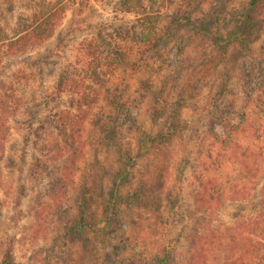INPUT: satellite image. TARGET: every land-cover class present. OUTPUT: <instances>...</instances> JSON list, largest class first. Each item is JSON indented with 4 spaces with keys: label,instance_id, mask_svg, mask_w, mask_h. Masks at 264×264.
I'll list each match as a JSON object with an SVG mask.
<instances>
[{
    "label": "rangeland",
    "instance_id": "obj_1",
    "mask_svg": "<svg viewBox=\"0 0 264 264\" xmlns=\"http://www.w3.org/2000/svg\"><path fill=\"white\" fill-rule=\"evenodd\" d=\"M35 1L0 0V38L12 35L17 15L34 12ZM65 7L54 35L40 47L14 55L0 51V93H11L17 79L15 93L22 98L8 121L0 160V264L5 256L10 264H158L154 255L167 245L174 249L169 264H192V239L204 216L196 190L205 185L210 193L211 180L215 189L223 186L211 213L223 245L214 255L208 252L205 264L227 261L233 257L228 231L255 211L264 164L254 176L238 173L245 168L238 162L221 160L220 166L223 147L213 133L225 136V123L238 121L254 95L253 84L264 81V0H71ZM237 11L250 12L246 51L217 57L219 44L206 43L204 49L188 44L196 27L216 31L218 24L208 25L211 19L220 23ZM228 24L220 32L221 44L229 32L241 30ZM55 46L58 54L46 57ZM92 48L112 60L93 76L98 93L82 120L74 155L72 135L55 129L54 118L62 109L76 114V103L86 110L66 80L90 72ZM210 48L217 51L214 57L181 68L187 56L208 55ZM115 101L129 115L121 112L118 124H106ZM162 104L167 105L158 109ZM28 109L35 117L30 125L24 121ZM163 125H170V133L139 151L137 126L154 132ZM27 131L32 133L24 141ZM240 136L247 144L248 137ZM118 145L130 150L133 165L121 190V220L110 225L103 246L91 232L74 235L66 228L82 203L101 211L102 188L118 168ZM257 149L264 161V133ZM233 185L245 192L244 200L231 198Z\"/></svg>",
    "mask_w": 264,
    "mask_h": 264
},
{
    "label": "trees",
    "instance_id": "obj_2",
    "mask_svg": "<svg viewBox=\"0 0 264 264\" xmlns=\"http://www.w3.org/2000/svg\"><path fill=\"white\" fill-rule=\"evenodd\" d=\"M60 1L61 0L43 2L42 0V4L40 5V1L36 0V9H34V12L31 15L27 17L17 15L16 23L12 27V35L8 38H0V51L4 49L5 53L12 55L22 51L30 53L40 47L44 41L50 39L60 24L58 22L61 21L64 16L66 3L71 0H65L64 4H60ZM62 1L64 2V0ZM10 4L11 9H14L15 5H13V2H10ZM249 13L250 12L244 13L237 11L230 17L224 15L222 16L220 23L217 21L218 17L211 19V22L208 25L218 24V30H211L209 27H206L207 25L196 27L194 32L187 36L188 44H192L196 48L199 44L202 48L206 45L212 47L215 44H219L217 57L219 55H227V53L231 54L233 51H246V24H251V21H247ZM215 21H217V23H215ZM227 22H234L235 26H238L241 30H235L233 33L229 32L225 36L223 44H221L220 32L227 28V25H229ZM86 24L87 26L94 27L91 23ZM143 24L144 23H142V25ZM145 30H148V27H146ZM196 37L198 39H195ZM149 48L152 49L151 46ZM213 49H208V55L205 56H202V52L199 55L195 53L196 55L191 58L187 56V59L184 60L181 68H183V66L186 68L187 65L192 66L193 62H196L198 58L202 61L214 57L216 54L215 52L217 51L214 52ZM58 50V46L53 47L50 51L46 52V57L57 55L59 52ZM98 50L99 52H102L103 49H99L98 47ZM89 55L92 58L86 62V68L90 69V72H85V81L79 76L77 81H75L74 78L66 80L70 83V90L76 91L78 95L77 98H82L86 110L82 109L80 102L73 106L77 111L76 114L71 113L70 111L68 112L67 109H62L55 113L54 118V121L58 123L57 127L55 126V129L59 132H64V134L65 130H69L72 135V145L69 146L74 147V155H77L81 146L77 138L80 136L79 132L82 120L84 119L87 110L93 106V103L96 100H94V94L98 93V86L93 85L97 83L94 77H98L99 72L104 69L105 62L110 63L112 60V57L107 58L106 55H103L102 57L99 55L96 56V50L93 48L88 52V56ZM118 60L123 61V58L118 55ZM201 61H198L196 65ZM17 82V79L11 81V93L6 91L0 93V160L6 145L8 130L10 129L8 121L16 115V112L21 106L22 98L15 93V86L18 85ZM253 85L255 87L254 95L247 100V108L244 110L238 121L233 123L227 121V123H225L224 127H226V132L224 137H218L216 133H213L214 138L217 139L223 147V153H218L217 155V158L220 160L219 165L221 166V160H225V162L233 161V163L238 162L245 167L244 169H237L238 173L244 175V171L242 170H247L252 176L262 169L261 166L264 164V161L261 158V152L257 149L260 134L264 133V81H258ZM79 90H82V92H79ZM41 102L42 101H39L38 104L40 105L44 103V101ZM173 104L174 102H170V105ZM112 105L111 113L106 115L107 121L105 122L106 124L116 125L118 124V118L121 116L120 113L122 112L123 115H129V111L127 107H123L119 101L112 102ZM166 105L167 104H162L158 109L161 110V108L166 107ZM27 113L29 114V119L26 118L24 121H29L30 125L35 117L29 109L27 110ZM79 113H83V115H79ZM169 128L170 125L166 127L163 125L157 131L152 132L150 128L143 129L140 126H137L139 132L138 150L147 151V149H149L151 145H154L155 142L159 143V138L170 133ZM30 133L32 132H26L25 137L23 136L24 141L28 140ZM243 134L248 137V143L245 145L241 142L242 137L240 135ZM115 138L116 135H113L110 139L115 140ZM117 148L119 152L118 168L117 171L111 173V179L107 187L104 185L102 188L101 211L98 213L96 210H91L87 203H84V205L82 203L77 208L74 223L66 228L67 233L83 235L91 232L95 237L99 236V239H96L98 242L94 240L96 241L95 243L101 242L103 244L104 240H106V236L109 235L108 232L110 225L115 224V220H121V213L124 208L122 206L121 190L130 180L129 171L130 167L133 165V156L129 149L123 148L120 145H118ZM210 183L212 186H217L215 181L213 182L211 180ZM233 186L231 198L244 200L246 198L245 192L242 189H237V187H235L236 185ZM215 187H212L210 193L207 191L205 185H201L196 190L198 193L196 199L204 216L201 217V221H198L196 224V227H202L200 228L201 231L192 239V253L189 257L190 260H195V262H191L192 264H205L208 260V256L210 254L214 255L217 249L223 245V241L220 238L222 230L217 226L214 227L211 223V213L215 210V206L220 203V195L223 194L222 191H220L223 187L222 185L219 186V190H217V188L215 189ZM202 194H205V199H203ZM21 195H23V193H21ZM126 205L129 206L127 203ZM228 232L231 233V239L227 244V247L229 246V251L233 257L226 259L227 261H224L222 264H264V179L259 187L257 207L255 211L245 219L238 221ZM133 248L134 246L132 247V252L134 253ZM173 250L174 249L170 248L169 245L165 246L159 253L154 255L155 261L158 264H169ZM10 263V257L5 256L2 264Z\"/></svg>",
    "mask_w": 264,
    "mask_h": 264
}]
</instances>
